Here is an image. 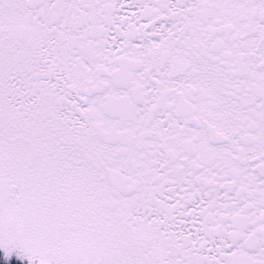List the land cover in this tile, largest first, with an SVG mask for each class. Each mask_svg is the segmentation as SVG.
Returning a JSON list of instances; mask_svg holds the SVG:
<instances>
[{
	"label": "snow or ice",
	"instance_id": "obj_1",
	"mask_svg": "<svg viewBox=\"0 0 264 264\" xmlns=\"http://www.w3.org/2000/svg\"><path fill=\"white\" fill-rule=\"evenodd\" d=\"M0 264H264V0H0Z\"/></svg>",
	"mask_w": 264,
	"mask_h": 264
}]
</instances>
